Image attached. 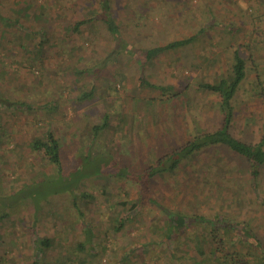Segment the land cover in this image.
Instances as JSON below:
<instances>
[{"label": "rangeland", "instance_id": "rangeland-1", "mask_svg": "<svg viewBox=\"0 0 264 264\" xmlns=\"http://www.w3.org/2000/svg\"><path fill=\"white\" fill-rule=\"evenodd\" d=\"M109 4L118 28L115 36L98 20L81 24L76 33H64L65 25L89 17L91 12L99 13V0H0V16L19 18L22 24L7 26L0 20V62L14 72L10 82L26 79L25 86L33 91L40 80H47L46 84L55 88L53 95L61 94L56 99L59 105L64 100L72 104L76 99L70 91L72 85L75 89L93 88L88 102L76 105L75 111L67 107L58 114L56 124L52 122L50 126L57 137L69 140H61L63 175L76 167L77 147L82 152L85 148L81 144L90 143L87 136L79 139L80 145H76L77 139L68 137L84 128L82 115L92 123H100L103 115L108 116L109 126L101 132V139L89 145L90 151L97 154L109 147L118 160L136 173H141L144 166H153L158 153L168 155L174 147L191 140L197 129L212 131L220 127V99L199 88V84L228 75L234 51L245 59L246 74L234 98L231 132L235 138L259 141L264 127V0H109ZM44 24L56 39L44 47L39 60L29 45L37 41ZM194 35L187 46L149 60L143 54L154 46ZM37 67L39 70L32 77L30 71ZM80 69L86 72L77 74ZM1 78L0 90L5 85ZM17 94L22 96L20 90ZM44 99L48 100V96ZM5 112L0 113V195H17L35 188L47 196L37 197V191L29 203H24L19 195L0 200L11 204L0 206V264H30L35 254L33 239L45 237L52 244L44 251L45 264H62L66 253L86 264H174L170 250L158 243L159 232L154 242L148 241V250L142 245L144 229L165 225L164 215L152 203L140 206L121 232L113 228V216L117 220L124 216L113 204L127 199L128 207L136 200L139 187L135 182L84 183L78 193H91L96 200L92 207L81 208L83 219L72 216L71 196H54L48 193V184L43 183L53 180L57 170L50 169L46 158L38 157L29 145L32 138H43L50 119L27 118L15 109ZM74 114L77 118L72 121ZM64 126L75 129L66 134ZM105 138L111 143H105ZM242 166L225 149L206 148L173 172L153 178L149 191L170 210L226 215L251 222L263 237L264 246V174L254 191L241 178ZM207 173L212 177L211 182L205 183ZM218 177L230 185L228 189L216 187ZM24 186L27 190H23ZM87 222L94 229V245L98 249L94 256L90 250L79 251L75 247L86 239ZM207 231L208 227L201 225L187 230L190 237L196 238L205 236ZM217 232L223 239L220 246L255 260L246 244L237 242L228 228L220 227ZM172 245L175 258H181L176 260L178 264H189L192 259L212 264L214 249L206 247L200 257L191 245L183 246L180 241ZM129 249L133 250L132 260L123 259Z\"/></svg>", "mask_w": 264, "mask_h": 264}, {"label": "trees", "instance_id": "trees-1", "mask_svg": "<svg viewBox=\"0 0 264 264\" xmlns=\"http://www.w3.org/2000/svg\"><path fill=\"white\" fill-rule=\"evenodd\" d=\"M99 5V13L95 14L91 12L89 17L83 18L74 23L71 22L69 25H65L64 33H76L79 30L81 24L87 21L98 20L104 25L111 35H117L118 28L110 14L109 0H99ZM0 20L5 24H8L7 26L22 27V24L19 22V18L16 20H9L8 18L0 16ZM46 20H48V18H46ZM46 28L47 27H45V24L42 25L38 31L37 41L34 42V44L29 45L30 51L33 54L35 53V55L39 57V60H42V57L45 53L44 47L54 43L56 39V36L52 32L45 30ZM27 34L29 33L27 32ZM194 37L195 35L188 38L176 39L164 45L154 46L147 49L146 51H143V54L145 58L149 60L163 52L172 51L177 48L189 45ZM114 39L118 40L117 37ZM121 45L123 48H126L124 44ZM27 55L29 54L27 53ZM12 58L13 57L11 56L10 60ZM10 62H13V60ZM11 70L9 69L8 65L0 62V77H2L1 79H3L5 82L3 89L0 90V113L5 114L6 110L10 109L12 112V110L15 109L18 113L27 116V118L29 116L35 118L36 120L45 117L50 119L43 138H32L29 145L30 148L36 152L38 157L43 156L44 159L46 158L47 162L49 163L48 167L50 169L55 168L57 170L58 177L56 176L53 180L49 181H41H43L45 184H48L50 189L48 193L54 194V196L65 193L71 196L70 204L72 205L73 209L70 210L74 213L72 216L76 217L77 215L79 218H82L83 216H81V212L83 211L81 208L84 205L92 207V203L94 200H96L91 193L83 191L78 193V191H80L79 187L84 183H87L90 180L95 182H99L101 180L103 183H110L113 180L117 182L118 180H128L135 182L138 185L139 196L136 200L131 201L128 207L127 199L119 200L117 203L113 204L115 209L124 215L123 217L121 216L119 220L113 216V228L116 231L121 232V230H123L124 224L132 219V217L135 216V214L139 211V207L149 202L157 207L160 212H162L165 217V225L164 227L152 226L144 229V234H142L144 236V240L142 241L144 248L149 246L148 241H150V243L154 242L156 239V233L159 232L161 237L158 243L166 246L167 249L170 250V255L173 256V260L175 261L174 264H178L176 263V260H181V258H175V254L172 251L174 250L172 243L175 241L182 242L183 246L191 245L196 249V256L199 255L200 257L204 254L203 250L206 249V247L214 249L212 264H264V246L262 244L263 237H261L258 232L254 230V224L252 225L251 222H243L239 218H234L233 220L226 217V215H208L201 212L185 214L179 211L170 210L167 206H164V204L156 201L151 196L149 191V184L153 178L161 177L164 174L173 172L174 169H177L178 166L190 160L193 156L198 154V152L202 151L203 149L205 150L206 148L213 147L223 148L232 156H235L237 161L243 164V166L240 168L242 180L247 181V183L250 184L252 190L257 191V188L259 187V180H261L264 174V127L262 128L263 131L260 134L259 141L256 143L235 138L231 132L234 114V98L246 74L245 59L238 53V51H234L233 53L232 64L230 65V71L228 75L220 76L212 83L202 82L199 84V88L217 94L220 99V127L212 131H203L197 129L196 135L191 140L186 141L182 146L174 147L168 155L165 153H158L156 163L153 166H144L141 173H136L129 169L124 162L122 163L121 160H118L114 156L113 152L111 151L112 149L109 147H107V149L100 150L97 154H93L90 151L91 148L89 145H91L92 142H96L98 139H101V132L107 129L109 126L108 116L105 114L102 116L100 123H92L88 119L84 120L86 118H83L84 115L81 116L84 128L79 130V133H72L68 135V137H70L72 141L77 139L78 143L76 145H80L82 136H87L90 143L87 146L81 144L85 148V150L82 152L80 151L81 148L77 147L78 151H75L74 153V155H76L79 159L77 161V165L74 170L63 175V166L61 163L62 159L60 155L62 146L61 140L65 141L66 143H69V140L64 136L57 137L50 126L52 125V122L56 124L55 121H57L56 118L58 117V114L65 112L67 107L68 109L75 111L76 108L74 107H76V105L81 106L82 103L88 102L93 96V88L90 90L75 89L72 85L70 91L72 94L77 96L76 99H74L72 104L64 100V104L59 105L56 99L61 98V94L53 95L55 94V88L50 84H46L48 82L47 80H40L35 89H31L33 91H30L28 90V86H25L28 85V80L26 79H17V81L14 80V82H10L12 80L11 77L14 74V72ZM38 70L39 67L35 68V70H31V76H36L35 73H37ZM83 72H86V69L78 70L77 74L81 75ZM146 85H148V83ZM157 88L161 91L164 89L163 87L159 86ZM18 90L21 91L22 96L17 94ZM25 91H27V93H25ZM47 96L48 100H45L44 98ZM76 118L77 114H74L71 120L74 121ZM62 129L65 131L64 133L68 134L75 128L72 126H64ZM105 141L107 144L111 143L106 138ZM211 177V174L207 173L205 176V183L211 182ZM217 179L216 187L218 186L219 188H222V190L228 189L230 186L229 184H226V182L223 181L221 177H218ZM26 187L27 186H24L23 190H27ZM37 191L40 195L37 197L46 198L47 195L41 194L43 191L34 188L29 191L27 190L26 192L20 191L17 195L15 193L12 195L8 194V196L0 195V200L7 201L12 199L11 197L14 195H16V197L19 195V199H21L24 203H29L34 201V194L36 195ZM13 200L16 201L17 198H14ZM1 201V207L11 206V204L8 202L4 203ZM67 210L69 211V209ZM34 219L37 220V217H34ZM193 225L208 227V231L205 233V236L203 235V237L200 238H196L195 236L190 237V232H187V230ZM220 227L228 228L230 233L232 231L237 242L240 241L241 243H245L248 247V250H250V254H253L255 260L246 258V255L236 250L227 249L223 246H220V243L223 240L219 237L217 232ZM84 228L86 239L85 241H78L75 247L79 251L90 250L93 252L92 255L94 256L98 251L94 245V229L88 222L85 223ZM33 242L35 254L33 256L34 259L30 261V264H45V262L42 261V257L44 255V251L52 246L51 241L49 238L45 237L35 238L33 239ZM102 248V250H106L104 246ZM146 249L148 250V248ZM176 251H178V249H176ZM256 252L257 254H255ZM66 254L67 256L62 257V264H68L70 262H74L76 264H86L83 259H74L72 258L73 255L71 253ZM248 256L252 257L251 255ZM132 257L133 250L129 249L123 256V259L132 260ZM189 261H191V259H189ZM189 264L202 263L201 261L197 262L196 260L192 259L191 263Z\"/></svg>", "mask_w": 264, "mask_h": 264}]
</instances>
